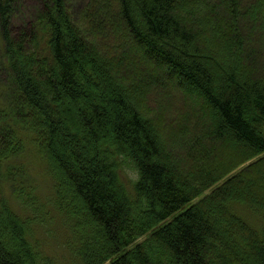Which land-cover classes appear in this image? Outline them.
Segmentation results:
<instances>
[{
  "label": "trees",
  "instance_id": "trees-1",
  "mask_svg": "<svg viewBox=\"0 0 264 264\" xmlns=\"http://www.w3.org/2000/svg\"><path fill=\"white\" fill-rule=\"evenodd\" d=\"M41 1L14 30L23 0H0V166L25 139L42 156L73 256L264 264V224L234 208L264 222V0H89L80 17ZM168 90L181 103L161 139L146 102ZM15 181L31 215L0 196V264H57L33 228L48 214Z\"/></svg>",
  "mask_w": 264,
  "mask_h": 264
},
{
  "label": "rangeland",
  "instance_id": "rangeland-1",
  "mask_svg": "<svg viewBox=\"0 0 264 264\" xmlns=\"http://www.w3.org/2000/svg\"><path fill=\"white\" fill-rule=\"evenodd\" d=\"M88 1L89 0H67L65 12L71 10L75 17H77V15L80 17V12L82 11L84 5L88 3ZM45 2H47V0H43L44 4ZM39 7L40 3L38 0H23L24 9L20 10L21 12L18 13V17H21L18 21H15L14 24L12 23V25L15 26L14 30L18 29L16 26L18 23L31 21L35 14L34 11ZM15 33L16 31H14V34ZM132 44L135 46L134 43H131V45ZM2 47L3 42L0 37V105L4 104L5 99H7L5 97V92L9 82V77H11L9 71H7V68H5V57ZM143 55H145L144 52ZM167 80L181 87L179 82L173 80L171 77L167 78ZM194 92H192V94ZM156 93L157 97L160 95V101H157L158 103H156L154 98L151 99V97L148 96V100L146 102L148 115L153 120V123L159 124L160 127H162V131L160 130L158 137L161 138L162 136L163 138H169L170 136L165 135L163 128L166 126L168 121L173 119V114H175V111L177 112L179 109L177 106L179 103H181V95L179 94V97L177 94L171 93V91L168 93L169 96L165 93ZM193 98L198 101L199 98L197 92L194 93ZM165 100H167L168 108L161 109L162 102ZM203 109L205 108L203 107ZM192 120L189 118L190 123L188 121L187 125H185L186 129L190 133H192L190 130V128H192L190 127ZM160 121H162V123ZM169 125L167 124L166 127H174L175 122L173 121ZM157 130L155 131L156 133ZM26 140L27 139H25V141ZM25 141L23 143L22 152L17 157H14L8 161L10 165L9 168H6V163L0 166V196L1 198L6 199L15 211L19 212L25 217H30L31 213L29 212V209H23L20 206V202L16 199V192H14L12 183H14L15 179L18 178L15 182H21L22 186H28L26 190L33 189V194L35 195L36 201L42 206V210H44L43 212L47 213L49 217L44 220V225L40 226V224H36L33 226L37 239L40 241V245L41 243L43 245L44 252L53 258L57 264H80V262L73 256L68 248V241L73 239L71 238L72 233L64 216L58 211L54 203L55 198L53 194V182L46 171L43 158L35 151L32 144ZM8 175H10L9 178ZM125 177L127 178V181L130 182L135 178L133 173L130 171L125 172ZM212 189L213 188L206 191L203 195L197 197L189 205L197 202L200 198L211 192ZM234 208L237 212H239V214L242 213V215L251 223H257L258 225L264 224V222L259 221V216L254 215V213H252V211H250L245 206L237 205ZM37 216L41 217V215ZM143 239L144 238H140L137 242H140ZM134 245L135 244H133L132 247Z\"/></svg>",
  "mask_w": 264,
  "mask_h": 264
},
{
  "label": "bare ground",
  "instance_id": "bare-ground-1",
  "mask_svg": "<svg viewBox=\"0 0 264 264\" xmlns=\"http://www.w3.org/2000/svg\"><path fill=\"white\" fill-rule=\"evenodd\" d=\"M38 2L41 4L42 3V1L41 0H38ZM40 8V7H39ZM22 9H24L23 7H22ZM38 9V8H37Z\"/></svg>",
  "mask_w": 264,
  "mask_h": 264
}]
</instances>
